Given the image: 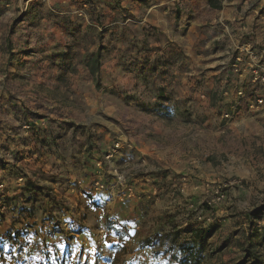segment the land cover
<instances>
[{"label":"rangeland","instance_id":"374dc122","mask_svg":"<svg viewBox=\"0 0 264 264\" xmlns=\"http://www.w3.org/2000/svg\"><path fill=\"white\" fill-rule=\"evenodd\" d=\"M0 13V88L21 113L0 137V264H264V85L232 66L239 45L264 53V0Z\"/></svg>","mask_w":264,"mask_h":264},{"label":"built area","instance_id":"2783aa9c","mask_svg":"<svg viewBox=\"0 0 264 264\" xmlns=\"http://www.w3.org/2000/svg\"><path fill=\"white\" fill-rule=\"evenodd\" d=\"M1 16V13H0ZM238 49H240L239 54L236 56L232 66L235 68L236 71H238L240 68H249L251 72V84L253 85H264V53L260 54L258 53L257 49L252 46L248 45L246 47L243 46H237ZM245 56H248L251 61L246 62ZM253 61V62H252ZM263 61V62H262ZM244 91L240 90L239 95H243ZM258 103H263L264 98L261 96L257 99ZM116 146H119L118 143H116ZM115 151V150H114ZM113 156V153L109 152L107 154V158H110ZM99 184V183H98ZM104 185H100V188H103ZM115 221V219H112ZM116 225V223H114ZM122 229L126 230L127 228H131V225L129 223L120 224ZM106 230L104 228L100 229V232L98 233V239L99 244L103 242V237ZM101 234V235H100ZM91 248V247H90ZM93 254V253H92ZM145 259H148V255H144Z\"/></svg>","mask_w":264,"mask_h":264},{"label":"crops","instance_id":"0c3cea01","mask_svg":"<svg viewBox=\"0 0 264 264\" xmlns=\"http://www.w3.org/2000/svg\"><path fill=\"white\" fill-rule=\"evenodd\" d=\"M191 4H193V1L191 2ZM14 105L16 106L17 104H15L12 100L9 99V94L5 93L4 89L1 87L0 88V121H1L0 137L1 138L5 136L3 131H6L7 127H10L12 125H17L18 122L21 121L19 118L21 116V113H19V111L17 112V109H16L17 107L15 108ZM111 235L113 236L114 234H111Z\"/></svg>","mask_w":264,"mask_h":264},{"label":"trees","instance_id":"16d2710c","mask_svg":"<svg viewBox=\"0 0 264 264\" xmlns=\"http://www.w3.org/2000/svg\"><path fill=\"white\" fill-rule=\"evenodd\" d=\"M119 232V231H117ZM165 236H169L168 234L165 235ZM207 236H208V232H206L205 230H202V229H199L197 231H195V237L198 238L199 240V244H198V248L199 249H203V247L205 246V243L207 241ZM158 238H161L160 235L158 234H155L154 236L152 237H147L144 239V241L142 242V245L143 246H151V245H154L155 244V241L158 239ZM176 238V237H175ZM192 247L191 246H188L186 247L185 245H181V250L182 252L184 253V255L187 253V251H189V249H191ZM193 261L194 264H199V262L201 261V256L200 254L197 256V254H193ZM182 262H186L187 263V259L183 258L181 260Z\"/></svg>","mask_w":264,"mask_h":264}]
</instances>
